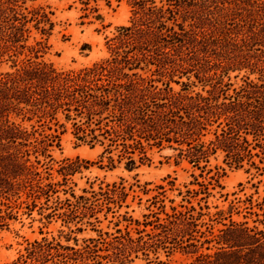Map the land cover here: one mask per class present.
<instances>
[{
	"label": "rangeland",
	"instance_id": "rangeland-1",
	"mask_svg": "<svg viewBox=\"0 0 264 264\" xmlns=\"http://www.w3.org/2000/svg\"><path fill=\"white\" fill-rule=\"evenodd\" d=\"M161 1L165 6L168 3L156 0L159 6ZM179 2L182 6L167 23L177 32H181L180 25L184 26L186 33L181 42L166 48L167 54H158V50L147 53H151L147 58L139 54L140 64L134 72L158 85L170 82L179 90L182 83H189L192 90L202 91L206 80L212 83L216 80L213 78L218 77L238 86L249 74L248 67L264 65V0ZM20 5V12L28 16L34 15L35 10H42L53 21L48 37L36 28L35 21L28 22L31 30L28 44L47 37L50 47L43 59L59 70H79L111 59L114 41L109 39L118 33L119 26L130 25L135 17V10L127 0H113L111 5L102 0L88 6L77 0H27ZM171 7L176 10L174 5ZM128 48L132 45H122L121 53ZM5 60L1 64L2 71L11 69V60ZM258 75L250 76L255 79ZM209 88V85L205 87ZM53 128L61 132L60 146L50 148L52 160L39 156L42 163L38 167L45 182L63 184L58 186L59 192L49 202L45 197L34 202L19 178L13 179L14 187L5 184L2 179L7 178L4 174L7 167L0 166V183L2 181L6 191L0 193V264H64L60 256H50L42 262L33 259L31 253L34 251L31 250L36 243L45 241L65 247L59 250L72 257L65 264H99V261L102 264H197V250L213 255V264H264L262 154L246 158L241 166L226 159L222 151L213 154L208 163L202 161L200 167L187 160L176 165L174 158L167 157L172 154L171 150L150 147L145 142L151 161L128 170L126 159L119 160L118 151L110 154L105 151L106 145L97 143L92 147L76 140L72 122L66 123L64 128L56 125ZM216 129L215 124L204 137L207 142L213 139ZM0 152L3 154V150ZM34 160L33 154L31 161ZM62 166H65L64 173L73 171L67 174L66 182L60 171ZM11 169L15 168H8V171ZM114 184L125 186L120 188L123 195L115 194L111 202H100L94 215L79 214L81 217L73 222H66V209L56 205V197L65 200L70 197V191L90 196L92 191L106 190ZM191 205L195 207L194 215L199 217V231L193 232L192 241H188V235L181 236L182 232L167 239L164 233H161L164 236L155 235L163 231L158 223L171 226L172 218L167 219V213L173 214V207L187 211ZM200 213L202 216H198ZM118 228L122 232H118ZM127 231L134 240L130 246L127 241H124L126 245L121 244V238L116 237H125ZM218 235L239 246L219 252ZM140 236L146 243L138 241ZM99 237L106 242L97 244L95 258H89L88 253L86 258H81L74 255L72 249H66L82 250L86 244H95L90 239ZM207 238L213 241L207 243ZM155 242L163 246L156 247Z\"/></svg>",
	"mask_w": 264,
	"mask_h": 264
},
{
	"label": "trees",
	"instance_id": "trees-1",
	"mask_svg": "<svg viewBox=\"0 0 264 264\" xmlns=\"http://www.w3.org/2000/svg\"><path fill=\"white\" fill-rule=\"evenodd\" d=\"M21 1L25 3L27 0H0V150H3V154L0 152V159H3L0 166L7 167L4 172L7 178L2 181L8 186L14 187L13 179L19 178L34 202L42 197L49 202L59 192L58 186L63 183L45 182L46 178L38 167L42 163L39 156L52 160L50 148L60 146L61 133L53 125L64 128L69 122H72L76 140L92 147L97 143L106 145L105 151L110 154L118 151L119 160L126 159L128 170L151 161L145 142L150 147L171 150L172 154L167 157L174 158L176 165L187 160L200 167L202 161L208 163L217 151L224 152L226 159L236 166H241L246 158L251 159L254 155L262 154L264 159V65L248 67L249 74L238 86L218 77L213 78L216 80L212 83L206 80L202 91L192 90L189 83H182L179 90L170 82L158 85L133 71L140 64L139 54L144 58L153 50L167 54L166 48L181 42L186 33L184 26L180 25L181 32H177L167 23L182 6L181 0H167L166 6L162 1L159 6L156 0H127L135 10V17L130 25L119 26L118 33L109 39L114 41L113 57L79 70H59L43 59L50 47L47 37L52 33L54 23L42 10H35L32 16L20 12ZM77 1L88 6L102 0ZM104 1L111 5L113 0ZM30 21H35L36 28L47 35L31 45L28 44L31 30L27 25ZM174 24L179 26V23ZM122 45H132V48L121 53ZM5 56L12 62L11 69L2 71ZM256 73L258 77L252 79L250 75ZM207 85L209 89H205ZM215 124L214 137L207 142L204 137ZM254 150L258 151L253 153ZM33 154L34 162L31 161ZM109 158L114 162L112 155ZM64 167L60 171L66 182L67 174L73 171L64 173ZM8 168L15 169L8 171ZM121 187L124 189L125 186L114 184L106 190L92 191L90 196L70 191V197L65 200L56 197L55 201L56 205L66 209V222H73L76 217H81L79 214L94 215L100 202H111L115 194L121 197L124 193L120 191ZM4 189L1 184L0 193L6 192ZM64 193H68L67 189ZM172 209L173 214L167 213V219L172 218L171 226L158 223L163 231L155 235L164 233L167 239L182 232L181 236L188 235V241H192L193 232L199 231V217L193 213L194 205L187 211ZM118 232H122L120 228ZM116 237L121 238L123 245H126L124 241L129 246L134 243L129 231L125 237ZM218 237L219 252L239 246L223 235ZM142 239L140 236L138 241ZM90 241L95 244H86L82 250L66 249H72L74 255L81 258H86V253L89 258H95L97 244L106 241L100 237ZM211 241L213 239L207 238L205 242ZM153 244L163 246L157 242ZM61 247L59 243L38 242L31 250L34 251L31 256L38 262L46 261L50 256H60L65 264L72 257L62 253ZM195 252L198 253L197 264H213V255L199 253V250Z\"/></svg>",
	"mask_w": 264,
	"mask_h": 264
}]
</instances>
